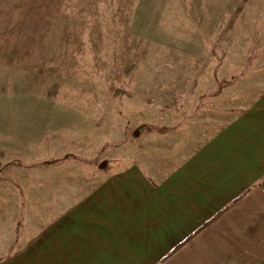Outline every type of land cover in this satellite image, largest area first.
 Masks as SVG:
<instances>
[{"label": "rangeland", "instance_id": "374dc122", "mask_svg": "<svg viewBox=\"0 0 264 264\" xmlns=\"http://www.w3.org/2000/svg\"><path fill=\"white\" fill-rule=\"evenodd\" d=\"M263 95L264 0H0L1 210L162 177Z\"/></svg>", "mask_w": 264, "mask_h": 264}, {"label": "crops", "instance_id": "0c3cea01", "mask_svg": "<svg viewBox=\"0 0 264 264\" xmlns=\"http://www.w3.org/2000/svg\"><path fill=\"white\" fill-rule=\"evenodd\" d=\"M184 158L162 177L133 165L72 203L79 188L57 186L23 218L0 203V264H264V95Z\"/></svg>", "mask_w": 264, "mask_h": 264}, {"label": "trees", "instance_id": "16d2710c", "mask_svg": "<svg viewBox=\"0 0 264 264\" xmlns=\"http://www.w3.org/2000/svg\"><path fill=\"white\" fill-rule=\"evenodd\" d=\"M150 127L148 126H141L137 129L138 133H142L144 131H146L147 129H149ZM227 209L223 210L222 212H219L217 214L216 217H214L212 220L206 222L203 226H201L192 236H190L189 238H187L185 241L179 243L177 246H175L171 252L165 256L162 259V262L167 261L169 258L173 257L175 254H177L185 245H187L188 243H190L197 235H199L200 233H202L205 229H207L209 226H211L212 224H214L226 211Z\"/></svg>", "mask_w": 264, "mask_h": 264}]
</instances>
